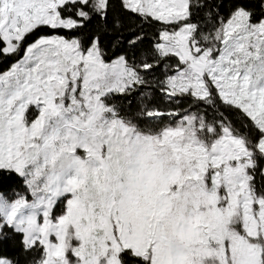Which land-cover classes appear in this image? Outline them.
Wrapping results in <instances>:
<instances>
[{
	"label": "snow or ice",
	"instance_id": "1",
	"mask_svg": "<svg viewBox=\"0 0 264 264\" xmlns=\"http://www.w3.org/2000/svg\"><path fill=\"white\" fill-rule=\"evenodd\" d=\"M0 264H264V0H0Z\"/></svg>",
	"mask_w": 264,
	"mask_h": 264
}]
</instances>
